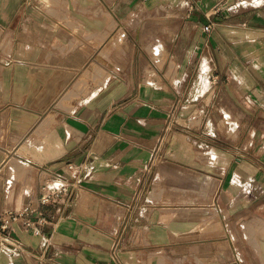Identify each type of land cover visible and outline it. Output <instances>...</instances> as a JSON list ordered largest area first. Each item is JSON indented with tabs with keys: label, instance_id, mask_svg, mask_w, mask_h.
Segmentation results:
<instances>
[{
	"label": "crops",
	"instance_id": "0c3cea01",
	"mask_svg": "<svg viewBox=\"0 0 264 264\" xmlns=\"http://www.w3.org/2000/svg\"><path fill=\"white\" fill-rule=\"evenodd\" d=\"M27 202L47 244L15 224L0 264H264V0H0V217Z\"/></svg>",
	"mask_w": 264,
	"mask_h": 264
},
{
	"label": "built area",
	"instance_id": "2783aa9c",
	"mask_svg": "<svg viewBox=\"0 0 264 264\" xmlns=\"http://www.w3.org/2000/svg\"><path fill=\"white\" fill-rule=\"evenodd\" d=\"M209 30V27L206 28ZM68 172L76 175L74 182L69 177L47 171L48 177L38 188L37 205L44 208L50 204L60 202L69 195L74 186L86 179L93 167L87 163L79 166L68 164L66 166ZM18 224L23 232L39 239L42 246L47 244L44 234V228L48 225L46 217L40 210L36 209L31 203L27 202L20 210L12 212L8 211L0 217V251L10 256L23 255V244L13 236V226Z\"/></svg>",
	"mask_w": 264,
	"mask_h": 264
},
{
	"label": "rangeland",
	"instance_id": "374dc122",
	"mask_svg": "<svg viewBox=\"0 0 264 264\" xmlns=\"http://www.w3.org/2000/svg\"><path fill=\"white\" fill-rule=\"evenodd\" d=\"M116 41H117V43H116V44H114V43H113V46H112L113 48H114V47H116V45H118V44L121 42V38H120V37H118L117 39H115V41H114V42H116ZM156 41H157V40H156ZM156 41H155V42H156ZM152 59H153V57H152ZM153 60H154V59H153ZM154 61H155V60H154ZM155 62H156V61H155ZM156 63H157V62H156ZM101 72H102V71H101ZM152 73H153V72H152V71H150V73H149V74H152ZM107 78H108V77H104L102 81L106 80Z\"/></svg>",
	"mask_w": 264,
	"mask_h": 264
}]
</instances>
